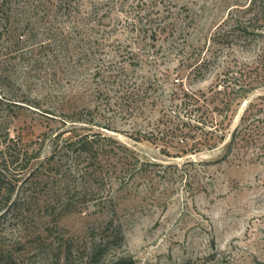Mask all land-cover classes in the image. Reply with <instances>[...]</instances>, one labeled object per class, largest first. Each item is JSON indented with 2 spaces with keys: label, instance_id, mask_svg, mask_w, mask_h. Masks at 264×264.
<instances>
[{
  "label": "rangeland",
  "instance_id": "rangeland-1",
  "mask_svg": "<svg viewBox=\"0 0 264 264\" xmlns=\"http://www.w3.org/2000/svg\"><path fill=\"white\" fill-rule=\"evenodd\" d=\"M14 1L16 23L0 27V140L28 164L9 170L0 201V264H264V136L229 145L248 100L217 147L187 151L195 139L177 131L187 96L206 93L210 109L227 69L254 74L261 38L217 36L250 0ZM62 132L98 134V158L46 161Z\"/></svg>",
  "mask_w": 264,
  "mask_h": 264
},
{
  "label": "trees",
  "instance_id": "trees-1",
  "mask_svg": "<svg viewBox=\"0 0 264 264\" xmlns=\"http://www.w3.org/2000/svg\"><path fill=\"white\" fill-rule=\"evenodd\" d=\"M15 1L14 0H0V27L2 24L11 25L16 23L15 16L17 12L15 10ZM246 17L242 20H237L232 18L224 20V24H230L229 30H223L220 27L217 32V36L227 37L231 32H237L243 37L248 36H257L261 38L262 48L261 52L258 55L259 60L257 61L256 70L254 74H250L249 71L244 72L241 69H238L236 72L239 73L238 77H234L231 69H227L225 72V80H223V95L221 94L220 89L213 90L214 87L209 89V92L216 93L215 99H217L215 104L209 109L202 110V106H206L207 100L206 93L200 92L199 94H191L187 96L188 102L187 106H191L189 110H186L184 119L180 123L181 128H177L179 135H184L186 138H191L193 143L187 149L190 152H198L200 148L198 145H201L200 141H207L210 143V146L217 147V143H223L225 140L226 132L223 126L224 119L228 117V113L233 111L234 106H238L241 100H248L246 106L240 116L239 123L233 129L230 134L229 145L236 142V139H241L242 144L248 148L250 146H258V143L261 142L260 138L264 136V94H259L251 99L249 96L257 89L264 88V0H250L249 4L243 11ZM16 28L13 27L11 30V35H15ZM3 30L0 32V36L4 37ZM13 33V34H12ZM21 35V34H20ZM8 37V38H7ZM5 41L9 39V34L7 33ZM218 38V37H217ZM214 103L213 100L210 101ZM209 109V110H208ZM214 112L219 116L224 118L220 122H216L215 119L210 117L208 119L207 111ZM207 126L208 128L203 131V134L199 135L197 133L198 129ZM62 133H56L52 139V149L51 155L46 159H53L56 152L62 150L67 153H75L79 157L84 155L86 159H97L98 152L95 148V143L97 140L94 138L98 134H75L71 137L61 139ZM199 135V139L198 138ZM178 136V135H177ZM104 138V136H103ZM197 139V140H196ZM182 142L183 138L180 139ZM211 141V142H209ZM13 141L7 136L0 140V201L3 205H7L13 196L14 186H11V180H8L9 170L12 167H16L25 160L24 153H15L13 152ZM214 145V146H213ZM34 158L36 156H33ZM28 160H25V163L22 164L23 169L27 168ZM92 163L86 165V170L90 168ZM88 173L95 175L98 174L96 169L89 170ZM86 174V172L84 173ZM100 174V173H99ZM16 204L15 201H12L10 205ZM1 216V215H0ZM111 222L106 225V229L109 228ZM119 228V227H117ZM119 234V232H118ZM112 239V240H111ZM116 238H110L106 243L110 241L114 242ZM121 240V238H119ZM117 243V242H116ZM99 248V247H98ZM94 249L91 251L90 259H96L99 254V249ZM124 261L122 258H117L115 260L108 261L106 264H121Z\"/></svg>",
  "mask_w": 264,
  "mask_h": 264
}]
</instances>
